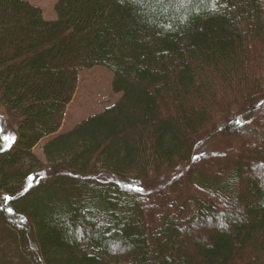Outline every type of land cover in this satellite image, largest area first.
Returning a JSON list of instances; mask_svg holds the SVG:
<instances>
[{"label":"trees","instance_id":"1","mask_svg":"<svg viewBox=\"0 0 264 264\" xmlns=\"http://www.w3.org/2000/svg\"><path fill=\"white\" fill-rule=\"evenodd\" d=\"M54 11L0 0V104L18 119L0 136V264H264V0ZM93 67L119 99L55 135Z\"/></svg>","mask_w":264,"mask_h":264},{"label":"rangeland","instance_id":"2","mask_svg":"<svg viewBox=\"0 0 264 264\" xmlns=\"http://www.w3.org/2000/svg\"><path fill=\"white\" fill-rule=\"evenodd\" d=\"M30 4L39 7L42 10V15L45 19H55L54 5L56 0H26ZM112 73L104 67H93L90 69L81 70L78 74V82L73 93L71 101L66 106L61 126L55 135L68 131L75 127L79 122L83 121L90 115L99 113L105 107L115 103L120 94H116L112 91ZM18 119L16 116L5 110L2 104H0V136H4L7 141L13 136V132L16 131L18 126ZM232 129L237 130L241 134H244L250 130L248 121L236 120ZM261 134H264V127L261 129ZM52 138V135L51 137ZM49 138L40 140L32 149L34 155L44 163V156L42 153V147ZM213 141L204 144L199 148L197 157L203 158L205 155L212 154L214 151ZM259 153L262 154V150L259 149ZM261 174H264V166L261 167ZM253 180H258L261 175L253 171ZM107 177H102V179ZM264 180V178H263ZM140 186V185H138ZM141 188L146 192L148 189L146 186L141 185ZM222 205V204H220ZM183 223V222H182ZM212 225L216 227L226 228L224 221L221 219L213 220ZM210 227L204 230L203 227H196L195 229L186 230L182 229L183 234L191 237H198L204 231L208 232ZM227 229V228H226ZM225 229V230H226ZM203 230V231H202ZM14 235V233L12 234Z\"/></svg>","mask_w":264,"mask_h":264},{"label":"snow or ice","instance_id":"3","mask_svg":"<svg viewBox=\"0 0 264 264\" xmlns=\"http://www.w3.org/2000/svg\"><path fill=\"white\" fill-rule=\"evenodd\" d=\"M137 2H139V0H137ZM32 179H33L32 177H29V187L32 186V184H31ZM127 187H128L129 190H131V191H139V192H143V191H144L143 188L138 187V186H135V185H129V186H127Z\"/></svg>","mask_w":264,"mask_h":264},{"label":"bare ground","instance_id":"4","mask_svg":"<svg viewBox=\"0 0 264 264\" xmlns=\"http://www.w3.org/2000/svg\"><path fill=\"white\" fill-rule=\"evenodd\" d=\"M107 179H109V180H113V177H109V176H107Z\"/></svg>","mask_w":264,"mask_h":264}]
</instances>
